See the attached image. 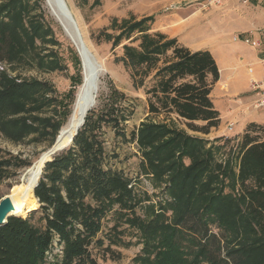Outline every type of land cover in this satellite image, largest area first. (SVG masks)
<instances>
[{"label":"trees","instance_id":"1","mask_svg":"<svg viewBox=\"0 0 264 264\" xmlns=\"http://www.w3.org/2000/svg\"><path fill=\"white\" fill-rule=\"evenodd\" d=\"M42 6L43 0L0 2V136L16 145L49 138L52 147L83 83L81 60L72 47L75 74L68 93L60 96L50 82L19 74L26 67L66 70ZM152 20L132 18L120 26L115 21L120 33L102 35L113 41L112 50L130 41L117 61L131 72L136 87L154 73L155 84L147 91L150 114L175 116L189 130L208 135L221 124L212 99L220 80L216 60L210 51L193 52L176 38L151 34ZM126 102L114 89L103 110L87 114L73 145L45 164L35 189L39 210L25 219L11 217L0 227V264H100L95 249L103 261L117 260L113 247L132 245L123 238L124 225L137 231L143 245L138 264H264V140L258 136L264 127L251 124L237 140L236 153L219 160L220 148L173 122L143 123L131 140L142 154V175L162 188L165 198L154 202L131 178L108 167L101 130L111 126L126 136L131 115ZM59 109L62 117L47 115ZM31 166L0 147V184ZM114 211L119 222L99 238Z\"/></svg>","mask_w":264,"mask_h":264},{"label":"rangeland","instance_id":"2","mask_svg":"<svg viewBox=\"0 0 264 264\" xmlns=\"http://www.w3.org/2000/svg\"><path fill=\"white\" fill-rule=\"evenodd\" d=\"M1 1L3 0H0V2ZM65 1L78 24L86 44L104 66L100 76L97 102L91 111L99 112L103 110L114 89L126 95V106L131 112L130 118L124 127L126 136L118 135L111 126H103L101 133L103 134L102 139L105 142L106 150L110 156L108 167L131 178L138 192L148 193L153 198L154 202H159L165 198L162 195V188H156L150 178H146L142 175V154L137 143L131 140L132 132L138 130L143 123L150 120L154 122H167L168 124L173 122L178 128L185 130L189 135L206 140L214 148H220L217 152L219 160H223V156L229 155L231 151L234 154L236 153L237 144H239L243 134L249 129L251 124L264 127L262 123H249L248 121L246 128L240 131L241 125L245 123L241 122V119L247 120L248 118L246 119L247 112L238 109L240 105L236 103H231L229 107L227 106L228 108L226 109L230 112L229 116L221 119L220 126L212 129L208 135L189 130L187 126L182 122L180 123L175 116L167 117L165 115L155 116L150 114L148 110L149 97L147 91L155 84L154 73L149 75L148 78H145L143 86L136 87L131 72L126 69L122 62L117 61L124 55L123 46L125 44H130V41L123 40L121 46L112 50L113 41H107L102 35L103 32H105L115 37L120 33V30L114 29L113 23L115 21H117L120 26L123 21H128L132 18L139 21L153 17L152 22L148 24L151 29V34L162 33L171 39L176 38L179 44L193 51L196 49L200 51H210L214 58H217L218 50L219 54L222 55L221 51L223 49L230 51L234 48L238 50L242 58L250 59L255 55V52L252 47L244 42L245 39L250 38L251 40H255L257 35V41L261 43V48L258 49V51L264 50V3L258 4V6H246L242 4L240 0H232V2L227 5L205 11L201 8L203 0ZM95 2H99V4L95 5ZM42 9L46 14V22L52 26L55 37L61 44L60 47H55L54 50L62 56L66 70L63 72H45L38 68L26 67L19 69L18 72L25 78H34L40 81L50 82L54 85L58 94L62 96L71 89V76L75 74V69L71 60L70 48H76L62 26L52 15L45 0H43ZM190 16H195V19L181 20ZM238 36L240 39L234 42L233 39ZM132 45L136 47L139 45V42L132 43ZM47 48L48 50H52V45H48ZM261 57L263 56L261 55ZM0 69L3 70V68ZM246 72V68L241 69L239 72L238 89H241L248 81ZM14 75H16V73ZM80 87L77 88L76 95ZM216 90L215 95L213 96L212 94L214 104L215 102L216 104L219 103L221 100L231 102L235 100L224 92L222 96L217 97ZM221 90L227 91L228 85L223 83ZM253 95L254 94L249 91L248 93H242L239 97L247 103L252 99ZM249 111L263 114L262 111L255 110L253 107H251ZM61 112H63L62 109H59L57 112L49 111L47 115L60 118L62 117V114H60ZM234 119L235 121H232ZM231 123L235 124L234 131L232 132L228 130V126ZM195 125L202 127L205 124L197 122ZM258 136L260 139L264 140V131H260ZM227 140L231 142H226ZM72 145L73 143L66 150ZM0 147L5 152L13 155H20L23 159H27L32 163V166L39 160L43 153L52 148L50 147L49 138L37 141L30 139L23 144L16 145L4 139L2 136H0ZM55 156H53L52 159ZM28 169L29 168L18 170L12 174L9 180L0 184V201L10 194L14 186L22 183ZM138 214L142 215L143 211L138 210ZM168 215L170 216L171 213ZM38 218L39 214L35 216L36 224H38ZM118 222L119 220L114 211L105 219L103 233L99 235V238H105V235ZM120 230L125 231L123 238L126 242H131L132 245L128 248L113 247V250L120 254V258L117 260H111L108 257L106 261H103L101 259V253H99L100 251L95 249L94 254L97 256L100 264H138L135 260L142 254L143 245L139 243L140 237L137 231L128 229L127 225L122 226ZM212 233L218 235L219 231L212 228Z\"/></svg>","mask_w":264,"mask_h":264},{"label":"bare ground","instance_id":"3","mask_svg":"<svg viewBox=\"0 0 264 264\" xmlns=\"http://www.w3.org/2000/svg\"><path fill=\"white\" fill-rule=\"evenodd\" d=\"M45 1L52 15L56 18V20L62 26V28L68 29L69 22L62 15L61 11L56 5L55 0H45ZM69 34L73 37L74 41L80 47L79 41L77 40L75 33L69 30ZM69 34H67L68 37ZM83 41L85 47L87 48V51L81 50L82 58L84 62L83 84L79 89L78 97H77L78 103L73 108L69 123L63 128V130H67L70 128L69 132L66 134L67 137L63 141V144L66 146L71 144V138L75 136L82 121L86 119L87 109L91 106L92 99L95 94V86H94L95 73L99 68L102 69V71L104 69L103 64L98 60L95 54L88 47L84 38ZM50 150L43 153L39 158V160L28 169L25 177L23 176L24 179L22 183L14 186L11 189L10 194L8 195L11 198L12 203L14 205V211L11 213V216H17L25 219L28 217L29 214L39 210L40 206L38 200L35 197V189L39 182L41 171L43 170L45 163L51 160L53 156H55V154L50 153Z\"/></svg>","mask_w":264,"mask_h":264},{"label":"crops","instance_id":"4","mask_svg":"<svg viewBox=\"0 0 264 264\" xmlns=\"http://www.w3.org/2000/svg\"><path fill=\"white\" fill-rule=\"evenodd\" d=\"M194 19H195V16H190V17H187L186 19H181V20H194ZM255 40H258L257 35H256ZM196 51H200V50L196 49L193 52H196ZM253 51L255 52V55H253L250 59L242 58L238 50L234 48L231 49L230 51H226L223 49L221 51L222 55L219 54V50H218L217 58H214L216 60V63L220 71V80L216 84L212 92L213 96L215 95V90L217 89L216 90L217 97L222 96L224 92L235 99L233 100V102L221 100L217 104L215 102L214 105L215 107H217V110L219 111L221 115V119H224L229 116L230 112H228L226 108H228L231 103L233 104L236 103L240 105L238 109H242L243 111H246L247 112L246 119L247 118L249 119V120L241 119V122H245V123L241 125L240 131L246 128L248 121L249 123L264 124V114H257V113H252L249 111V109L253 107L254 97H252V99H250V101L247 103H245L239 97L241 96L242 93H248L249 91H251L250 84L252 80L260 81L264 79V50L258 51L253 48ZM261 55L263 57H261ZM243 68H246L247 70L246 75L248 76V81L246 82V84L242 86L241 89L240 88L238 89L239 87L238 79L240 75L239 72ZM249 70L253 71L252 74L249 73ZM223 83L228 85L227 91L221 90ZM251 120H254V121H251ZM232 121H235V119Z\"/></svg>","mask_w":264,"mask_h":264},{"label":"water","instance_id":"5","mask_svg":"<svg viewBox=\"0 0 264 264\" xmlns=\"http://www.w3.org/2000/svg\"><path fill=\"white\" fill-rule=\"evenodd\" d=\"M56 2V5L57 7L59 8V10L61 11L62 15L66 18V20H68L69 22V28L68 29H65V33L66 34H69V30L73 31V33H75V36L77 38V40L79 41V44H80V47L79 45L74 41L73 37L69 34V37H70V40L72 41V43L74 44L78 54H79V57H80V60H81V64H82V69H83V73H84V62H83V58H82V51H87V48L85 47V44H84V41H83V37H82V34H81V31L78 27V24L77 22L75 21L67 3L65 0H55ZM101 73H102V69H98L95 73V76H94V86H95V94H94V97L92 99V103H91V106L87 109V114L92 110V108L94 107V105L96 104L97 102V92L99 90V83H100V76H101ZM78 97V94L76 96V100H75V103L73 105V108L74 106H76V104L78 103L77 101V98ZM69 123V122H68ZM85 124V120L82 121L77 133L75 134V136L73 138H71V144L74 142V138L77 136L79 130L83 127V125ZM70 128L67 129V130H61L54 145L52 146L51 150H50V153L52 154H58L59 152H62L64 150H66L71 144H69L68 146L64 145L63 144V141L64 139L67 137V133L69 132ZM53 159L51 158V160L47 161L46 163L48 162H51ZM45 163V164H46ZM45 167V165H44ZM43 167V168H44ZM43 171V170H42ZM42 171H41V175H42ZM40 175V177H41ZM40 180V179H39ZM39 184V182H38ZM37 184V186H38ZM14 211V205L12 203V200L9 196H6L5 198H3L1 201H0V227L5 225L9 218L11 217H14V216H11V213Z\"/></svg>","mask_w":264,"mask_h":264},{"label":"built area","instance_id":"6","mask_svg":"<svg viewBox=\"0 0 264 264\" xmlns=\"http://www.w3.org/2000/svg\"><path fill=\"white\" fill-rule=\"evenodd\" d=\"M232 2V0H203V3L201 4V8L205 11L213 8H219L224 5L229 4ZM240 2L246 6L248 5H257L263 4L264 0H240ZM239 36L235 37L233 39L234 42H237L239 40ZM246 44H248L250 47L258 50L261 48L260 41L257 40H251L250 38H247L244 40ZM252 70H249V73L252 74ZM250 89L254 95V102H253V108L258 111H262L264 114V79L260 81L252 80L250 84ZM235 124L231 123L228 126V130L230 132L234 131Z\"/></svg>","mask_w":264,"mask_h":264}]
</instances>
